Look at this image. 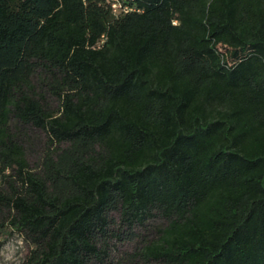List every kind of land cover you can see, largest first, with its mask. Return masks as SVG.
<instances>
[{"label": "trees", "instance_id": "16d2710c", "mask_svg": "<svg viewBox=\"0 0 264 264\" xmlns=\"http://www.w3.org/2000/svg\"><path fill=\"white\" fill-rule=\"evenodd\" d=\"M121 4L0 0V246L264 264V0ZM24 126L45 136L33 166Z\"/></svg>", "mask_w": 264, "mask_h": 264}, {"label": "rangeland", "instance_id": "374dc122", "mask_svg": "<svg viewBox=\"0 0 264 264\" xmlns=\"http://www.w3.org/2000/svg\"><path fill=\"white\" fill-rule=\"evenodd\" d=\"M24 134L25 148L30 165L33 166L39 153L42 151L45 142L44 133L38 129L24 126L21 127ZM115 215V213H114ZM3 238H0V241ZM111 256L120 263H126L127 257L134 252V242H121L115 239L110 240ZM28 245L22 239L21 235L14 233L7 240H4L0 246V264H23L26 261Z\"/></svg>", "mask_w": 264, "mask_h": 264}, {"label": "built area", "instance_id": "2783aa9c", "mask_svg": "<svg viewBox=\"0 0 264 264\" xmlns=\"http://www.w3.org/2000/svg\"><path fill=\"white\" fill-rule=\"evenodd\" d=\"M122 0H109L110 7L113 13H118L122 10H126V6L121 4Z\"/></svg>", "mask_w": 264, "mask_h": 264}]
</instances>
